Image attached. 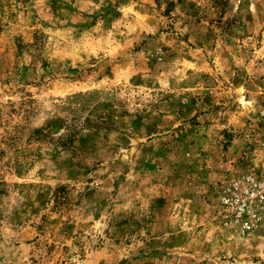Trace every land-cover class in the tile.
<instances>
[{"label": "rangeland", "instance_id": "rangeland-1", "mask_svg": "<svg viewBox=\"0 0 264 264\" xmlns=\"http://www.w3.org/2000/svg\"><path fill=\"white\" fill-rule=\"evenodd\" d=\"M248 173L264 0H0V264H264Z\"/></svg>", "mask_w": 264, "mask_h": 264}, {"label": "built area", "instance_id": "built-area-1", "mask_svg": "<svg viewBox=\"0 0 264 264\" xmlns=\"http://www.w3.org/2000/svg\"><path fill=\"white\" fill-rule=\"evenodd\" d=\"M215 216L241 235L264 224V173L241 174L221 186Z\"/></svg>", "mask_w": 264, "mask_h": 264}]
</instances>
